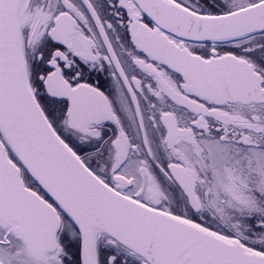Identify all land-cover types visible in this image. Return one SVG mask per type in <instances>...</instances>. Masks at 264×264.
I'll return each mask as SVG.
<instances>
[{"label":"snow or ice","instance_id":"1","mask_svg":"<svg viewBox=\"0 0 264 264\" xmlns=\"http://www.w3.org/2000/svg\"><path fill=\"white\" fill-rule=\"evenodd\" d=\"M0 264H264V0H0Z\"/></svg>","mask_w":264,"mask_h":264}]
</instances>
